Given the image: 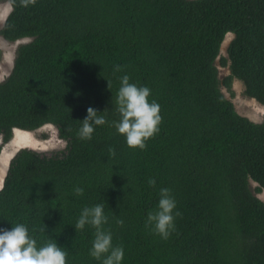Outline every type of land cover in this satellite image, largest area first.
<instances>
[{
    "label": "trees",
    "instance_id": "trees-1",
    "mask_svg": "<svg viewBox=\"0 0 264 264\" xmlns=\"http://www.w3.org/2000/svg\"><path fill=\"white\" fill-rule=\"evenodd\" d=\"M0 1L12 5L1 35L31 39L0 81V157L17 129L51 124L66 141L50 152L22 147L10 159L0 226L27 225L38 246L58 242L67 264H102L89 253L95 229L74 224L82 208L103 203L122 264H264V120L239 113L223 91L234 95L239 79L264 105V0ZM218 59L230 69L223 79ZM124 73L161 106L160 131L143 149L113 125ZM88 106L107 122L82 139ZM161 187L180 212L167 239L146 224Z\"/></svg>",
    "mask_w": 264,
    "mask_h": 264
},
{
    "label": "clouds",
    "instance_id": "clouds-1",
    "mask_svg": "<svg viewBox=\"0 0 264 264\" xmlns=\"http://www.w3.org/2000/svg\"><path fill=\"white\" fill-rule=\"evenodd\" d=\"M22 3L27 7L29 3H35V0H22ZM122 68V65L116 64L113 66V72H120ZM119 80L120 85L116 93L119 119L113 121V125L116 131L125 137L129 147L143 149L147 146L146 142L160 131L161 106L156 100L149 99L151 89L132 81L129 74L124 73ZM107 81L111 90V82L108 79ZM101 112L93 106L87 107L86 115L80 119L82 121L78 129L80 138L91 139L95 126L107 122L106 117L99 114ZM109 153L115 155V150L110 147ZM148 184L155 186V178L150 177ZM84 191L81 185L73 188L75 195H83ZM176 203L171 189L161 187L156 208L147 215L146 224L151 225L164 239H167L175 229V217L180 215ZM107 222L104 204L96 203L82 208L74 226L75 229H83L86 225H91L95 229L92 246L89 249L92 257L102 260V264H122L124 249L122 246L113 245L112 232L104 228ZM117 223L123 224L124 221L120 219ZM67 255L64 248L55 241L38 246L36 238L23 223L11 227L0 226V264H67Z\"/></svg>",
    "mask_w": 264,
    "mask_h": 264
},
{
    "label": "rangeland",
    "instance_id": "rangeland-1",
    "mask_svg": "<svg viewBox=\"0 0 264 264\" xmlns=\"http://www.w3.org/2000/svg\"><path fill=\"white\" fill-rule=\"evenodd\" d=\"M9 3V1H0V30L3 27L6 18L8 17L7 15L10 14L12 10V6L9 5ZM233 35L234 33H232V36L231 34H228L225 40L231 37L233 39ZM30 40V38H24L16 42H10L7 41L0 33V81L6 79L11 73L14 67L17 48L19 44L28 42ZM224 42H222L221 55L227 56L229 42L226 45L224 44ZM217 64L220 68L221 79L230 74L229 67L220 66L219 59L217 60ZM232 90L234 91V95H232L227 88L223 87L224 93L228 98L232 99L239 113L257 122L264 120V112L262 107L260 106L261 104H257L259 102L253 100L254 98L245 95V85L241 80L236 78L234 79ZM14 141L20 142L21 146L18 148H14L12 146V144L15 143ZM0 142H2L1 136ZM22 147H30L41 152H50L54 150L64 149L66 147V141L59 137L57 128L51 124L45 125L35 131L16 132L15 130L12 140L3 148L0 162H2L1 158H3L4 156L7 157L10 152L13 153V158L14 154H16ZM257 185V183L251 181V186L253 189H255ZM263 193L264 191L258 194L261 199H263Z\"/></svg>",
    "mask_w": 264,
    "mask_h": 264
},
{
    "label": "bare ground",
    "instance_id": "bare-ground-1",
    "mask_svg": "<svg viewBox=\"0 0 264 264\" xmlns=\"http://www.w3.org/2000/svg\"><path fill=\"white\" fill-rule=\"evenodd\" d=\"M9 5H11V3H9ZM12 6V5H11ZM9 15V14H8ZM7 15V16H8ZM7 19V18H6ZM229 34H231V36H232V33L230 32ZM234 36V35H233ZM230 40H232V37L231 38H228L227 40H225V42H224V44L226 45ZM253 100H256V99H253ZM256 102H258L257 100H256ZM257 104H261L260 102L259 103H257ZM261 107H262V109H263V112H264V105L263 104H261L260 105ZM259 106V107H260ZM21 131H24V132H28V131H25V130H21V129H17L16 130V132H21ZM15 143H13L12 144V146L14 147V148H18V147H20L21 146V143L20 142H18V141H14ZM14 151V150H13ZM7 154V153H6ZM5 154V155H6ZM12 152H10V154L7 156V157H3V158H1V160H2V162H0V186L2 185V183H3V178H4V176H5V174H6V170H7V168H8V166H9V162H10V158H12ZM253 182H255V183H257L256 181H254L253 180ZM258 184V183H257ZM262 198H263V200H264V193H263V195H262Z\"/></svg>",
    "mask_w": 264,
    "mask_h": 264
},
{
    "label": "water",
    "instance_id": "water-1",
    "mask_svg": "<svg viewBox=\"0 0 264 264\" xmlns=\"http://www.w3.org/2000/svg\"><path fill=\"white\" fill-rule=\"evenodd\" d=\"M14 155H15V154H14ZM13 157H14V156H13ZM9 165H10V163H9ZM8 168H9V166H8ZM8 168H7V170H6V174H5L4 178H3V183H2V185H1L2 187H3V184H4L5 177H6V175H7ZM2 187H0V189H1Z\"/></svg>",
    "mask_w": 264,
    "mask_h": 264
}]
</instances>
